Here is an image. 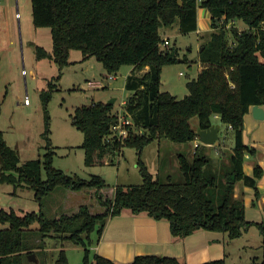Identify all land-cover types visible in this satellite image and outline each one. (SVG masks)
Listing matches in <instances>:
<instances>
[{"label":"trees","instance_id":"1","mask_svg":"<svg viewBox=\"0 0 264 264\" xmlns=\"http://www.w3.org/2000/svg\"><path fill=\"white\" fill-rule=\"evenodd\" d=\"M30 1L33 25L49 27L53 43L51 55L37 46V58L48 56L63 64L69 50L77 49L84 59L102 62L109 73L124 64L133 67L124 85L130 92L124 102V115L131 120L125 126L127 136L112 135L117 114L109 103L78 106L71 122L83 134L86 166L112 164L116 155L132 148L142 182L110 187L101 175L67 174L52 165L55 152L50 141L38 158L21 160L19 150L6 144L0 129V183L32 189L40 207L49 193L64 190L63 212L53 218L41 211L18 215L0 210V264H20L23 234L33 223L41 237L80 245L82 264H117L91 248L108 220L123 214L168 221L174 238L216 231L236 239L256 226L262 236V257L247 264H264V224L247 221L243 193L235 196L238 183L256 189L263 173L258 164L251 175L244 172L246 156L255 150L244 144L242 135L250 107L264 105V0ZM200 7L209 12L213 30L198 51L200 71L186 83L188 94L178 99L160 89L162 67L178 61L176 49L161 46L160 30L177 24L180 34L195 32ZM233 21H241L246 29L226 28ZM214 116L234 132L231 151L199 143L191 159L178 154L181 182L170 176L163 181L149 172L142 159L149 144L167 139L188 145L198 139L190 120L196 117L197 129H208ZM208 147L218 158L208 156ZM60 256L59 263H67L63 251ZM127 264L185 263L175 257L137 255ZM200 264H226V260Z\"/></svg>","mask_w":264,"mask_h":264},{"label":"rangeland","instance_id":"2","mask_svg":"<svg viewBox=\"0 0 264 264\" xmlns=\"http://www.w3.org/2000/svg\"><path fill=\"white\" fill-rule=\"evenodd\" d=\"M16 12L20 13L19 18ZM227 26L228 29L236 26L238 30L247 27L241 21L230 22ZM163 29L160 35L162 39L166 36L170 43L161 46L176 49L178 61L162 67L160 89L182 99L188 94L186 83L197 74L199 48L210 33L200 42L201 34H180L177 24ZM37 46L48 55L52 54L50 28L33 25L31 1L0 0V129L6 144L16 147L23 160L38 158L50 141L55 152L52 165L67 174L81 178L101 175L110 187L140 184L142 178L135 149L125 148L122 154L114 157L112 164L86 166L81 147L83 134L71 122L76 107L92 103H109L117 115L124 114V102L130 94L124 85L132 66L124 64L109 73L102 62L95 57L84 59L77 49L69 50L66 62L60 64L48 56L37 58ZM212 121L221 127L216 147L228 153L235 144L234 132L219 119L212 118ZM190 125L197 128L196 117L190 120ZM189 146L167 139L154 141L144 149L142 159L154 177L165 181L170 176L181 182L183 176L177 155H188ZM206 153L210 157L219 156L213 147H208ZM63 196L64 190L58 188L44 198L40 207L32 189L0 183V210H14L18 215L41 211L47 218H53L63 212ZM37 228L38 224L33 223L30 231H24L25 250L18 254L20 264H58L61 251L67 264H82L80 245L60 238L41 237ZM29 255H34L36 261L29 260ZM227 262L239 264V258L232 257Z\"/></svg>","mask_w":264,"mask_h":264},{"label":"crops","instance_id":"3","mask_svg":"<svg viewBox=\"0 0 264 264\" xmlns=\"http://www.w3.org/2000/svg\"><path fill=\"white\" fill-rule=\"evenodd\" d=\"M197 18L198 28L195 32L201 34V42L213 30L211 16L205 8H198ZM163 39H167L166 36ZM200 69L199 63L197 73ZM260 107L264 115V105ZM213 118L219 119L218 116ZM242 136L244 144L255 150L253 155L246 156L244 172L251 175L254 165L258 164L263 173L256 183V189L238 183L235 196L243 193L247 221L264 224V119H256L252 107L244 116ZM199 143L201 142L197 139L188 144L189 149L185 151L189 155H186L188 159L193 157L194 149ZM261 242L262 236L256 226L249 227L236 239H229L225 233L216 231H197L184 238H174L168 221L154 220L145 215L123 214L108 220L99 241L91 250L117 264H127L137 255L175 257L185 264H200L220 258H225L228 264V259L234 257L239 258V264H247L253 259H261Z\"/></svg>","mask_w":264,"mask_h":264},{"label":"water","instance_id":"4","mask_svg":"<svg viewBox=\"0 0 264 264\" xmlns=\"http://www.w3.org/2000/svg\"><path fill=\"white\" fill-rule=\"evenodd\" d=\"M253 116L258 119H264L262 108L259 105L252 106ZM220 125L213 123L208 129H198L196 132L198 134L199 141L207 146H212L215 144L219 137ZM29 260L36 261L34 255L28 256ZM67 264V263H58Z\"/></svg>","mask_w":264,"mask_h":264},{"label":"built area","instance_id":"5","mask_svg":"<svg viewBox=\"0 0 264 264\" xmlns=\"http://www.w3.org/2000/svg\"><path fill=\"white\" fill-rule=\"evenodd\" d=\"M198 3H200L202 0H196ZM16 18L20 17V13L16 12ZM170 42L167 39L163 40V45L167 46ZM182 75V73H180ZM25 103H28V99L25 100ZM117 115V122L116 124L113 126L112 128V135L113 136H117L118 138H122L127 136L128 134V129L125 127L126 125H130L131 124V120L130 118L127 116L125 117V115Z\"/></svg>","mask_w":264,"mask_h":264}]
</instances>
